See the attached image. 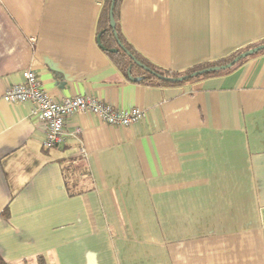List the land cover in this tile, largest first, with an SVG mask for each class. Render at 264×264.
Here are the masks:
<instances>
[{"label":"crops","instance_id":"0c3cea01","mask_svg":"<svg viewBox=\"0 0 264 264\" xmlns=\"http://www.w3.org/2000/svg\"><path fill=\"white\" fill-rule=\"evenodd\" d=\"M102 3L0 0L1 258L264 264V51L190 84L132 82L97 44ZM118 22L143 58L181 72L263 41L264 0H122ZM26 70L56 102L145 116L118 128L72 115L44 150L32 104L2 99Z\"/></svg>","mask_w":264,"mask_h":264},{"label":"built area","instance_id":"2783aa9c","mask_svg":"<svg viewBox=\"0 0 264 264\" xmlns=\"http://www.w3.org/2000/svg\"><path fill=\"white\" fill-rule=\"evenodd\" d=\"M102 2L104 0H98ZM23 82L5 89L2 99L9 104L31 103V115L44 128L42 148L53 150L61 147L65 141L67 119L78 113H88L102 123L118 128H128L144 118V112L134 108L124 110L114 108L90 96H75L60 102L51 99L41 88L39 78L31 70L23 72ZM79 133V130H76Z\"/></svg>","mask_w":264,"mask_h":264},{"label":"trees","instance_id":"16d2710c","mask_svg":"<svg viewBox=\"0 0 264 264\" xmlns=\"http://www.w3.org/2000/svg\"><path fill=\"white\" fill-rule=\"evenodd\" d=\"M121 2H122V0H115V2H114L113 19L115 22V27H114V29H111L110 23H109V9H110L111 0H104L103 1L102 5H101L100 13H99L98 21H97V35H100V42L103 45V47L105 48L103 51L106 54V56L108 57V59L111 61V63L121 72V74L125 78H127L126 74H127L128 68L131 67V69H130L131 76L133 78H138V77L141 78V80L139 82H136L139 84H144V85H149V86H158V87L179 86V85L190 84V83H194L197 81H201V80L206 79V78L211 77V76L224 75V74L231 72L235 68H237L241 62L248 59L250 56L237 61L236 63H234L233 65H231L227 69L208 72V73H205V74L200 75L198 77L190 78V79H187V80H185L183 82H179V83L165 82V81H163V80H161L155 76V75H158V76L165 77V78H178V77L188 76V75H190L194 72L200 71V70H205V69L214 68V67H220V66H223V65L230 63L236 57H238L240 54H242V53H244V52H246L252 48H255L257 46L264 44V40H263V41H260L258 43L246 46L242 49L236 50V51L230 53L229 55H227L223 58H220L218 60L194 65V66H192V67H190L184 71H181V72H173L170 70H166V69L160 68V67L152 64L151 62H149L148 60L143 58L127 42V40L123 36L121 29H120L119 22H118L119 8L121 5ZM114 33H115V35H114ZM118 42L123 46V49L119 48ZM110 49H117V52L110 53V52H108V50H110ZM262 51H264V50H262ZM262 51H259L256 54L251 55V57L261 53ZM135 61L139 62L141 65H143L145 68H147L148 71L144 70L139 65H137L135 63ZM65 187H66L68 193L72 194V192L70 190V185L66 181H65ZM0 264H7L4 262V260L1 258V256H0Z\"/></svg>","mask_w":264,"mask_h":264},{"label":"water","instance_id":"95a60500","mask_svg":"<svg viewBox=\"0 0 264 264\" xmlns=\"http://www.w3.org/2000/svg\"><path fill=\"white\" fill-rule=\"evenodd\" d=\"M114 2H115V0H111L110 9H109V23H110V28L111 29H114V27H115V22H114V19H113ZM114 35H115V33H114ZM97 44L102 50L105 49L103 47V45L101 44V42H100V35L97 36ZM118 46H119L120 49H123V46L119 42H118ZM262 50H264V44L260 45V46H257L255 48H252V49L240 54L233 61H231L230 63H228L226 65H223V66H220V67L209 68V69H205V70H200V71L194 72V73H192V74H190L188 76H183V77H178V78H165V77H161V76H158V75H155V76L158 77L159 79L165 81V82L179 83V82H183V81H185L187 79H190V78L198 77V76L203 75V74L208 73V72H213V71L227 69L231 65L236 63L237 61H239L241 59H244L246 57H249V56H251L253 54H256L257 52L262 51ZM108 52L115 53V52H117V49H110V50H108ZM135 63L137 65H139L141 68H143L144 70L148 71V69L145 68L143 65H141L139 62L135 61ZM130 69H131V67L128 68V71H127V74H126L128 80L132 81V82H139L141 80V78H139V77L138 78H133L131 76V74H130Z\"/></svg>","mask_w":264,"mask_h":264}]
</instances>
